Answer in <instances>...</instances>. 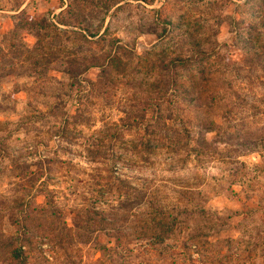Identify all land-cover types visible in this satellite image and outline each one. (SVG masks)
<instances>
[{
	"label": "rangeland",
	"instance_id": "1",
	"mask_svg": "<svg viewBox=\"0 0 264 264\" xmlns=\"http://www.w3.org/2000/svg\"><path fill=\"white\" fill-rule=\"evenodd\" d=\"M0 264H264V0H0Z\"/></svg>",
	"mask_w": 264,
	"mask_h": 264
},
{
	"label": "trees",
	"instance_id": "2",
	"mask_svg": "<svg viewBox=\"0 0 264 264\" xmlns=\"http://www.w3.org/2000/svg\"><path fill=\"white\" fill-rule=\"evenodd\" d=\"M42 20V19H41ZM35 21V20H34ZM39 21H40V19H39ZM43 23V22H42ZM176 60H180L179 58H176ZM263 140V139H262ZM202 211H203V208H202ZM161 213H163V212H158L157 214H161ZM214 215H216V214H214ZM214 215H212V217L214 216ZM166 216V215H165ZM167 219L166 220H164V221H156L155 222V224H157L158 225V223L157 222H161L160 224H159V230L157 231V234L156 235H158L160 238H162V237H164L165 236V234L167 233V232H171L170 230L172 229V228H174V226H175V223H174V220H175V216L172 214V213H170L169 212V214L167 215ZM162 219V218H161ZM143 227H147V223H146V221H144L143 223H142V228ZM166 231V232H165ZM161 232V233H160ZM15 241H17V242H19V249H20V247L22 246V243L20 242V240H15ZM22 241V240H21ZM104 247V246H103ZM109 254V253H108ZM16 255H17V257L20 255V252H17L16 253Z\"/></svg>",
	"mask_w": 264,
	"mask_h": 264
}]
</instances>
